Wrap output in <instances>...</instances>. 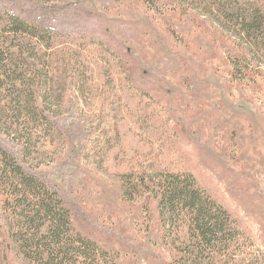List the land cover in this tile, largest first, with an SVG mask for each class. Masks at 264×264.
Masks as SVG:
<instances>
[{
	"label": "rangeland",
	"instance_id": "rangeland-1",
	"mask_svg": "<svg viewBox=\"0 0 264 264\" xmlns=\"http://www.w3.org/2000/svg\"><path fill=\"white\" fill-rule=\"evenodd\" d=\"M4 1L26 16L51 7L70 26L53 41L54 81L78 135L34 140L30 161L62 192L76 227L116 249L117 264H168L156 214L124 201L120 180L190 174L236 221L252 264H264V82L230 78L228 37L182 12L202 13L203 0L171 9L159 0L160 13L143 0ZM0 264L24 263L0 251Z\"/></svg>",
	"mask_w": 264,
	"mask_h": 264
},
{
	"label": "trees",
	"instance_id": "trees-1",
	"mask_svg": "<svg viewBox=\"0 0 264 264\" xmlns=\"http://www.w3.org/2000/svg\"><path fill=\"white\" fill-rule=\"evenodd\" d=\"M143 2L162 12L159 0ZM165 2L168 9L182 5ZM186 8L183 13L197 12L204 25L228 37L230 78L264 82V0H203L202 13ZM50 10L26 16L0 0V251L24 264H117L119 252L76 227L62 192L30 161L34 140L51 145L78 135L67 110L62 113L64 90L54 81L53 41L70 26ZM120 195L140 203L145 216L154 211L161 241L173 253L168 264H252L250 242L236 221L192 175H123Z\"/></svg>",
	"mask_w": 264,
	"mask_h": 264
}]
</instances>
